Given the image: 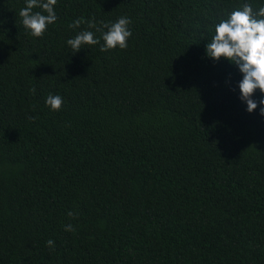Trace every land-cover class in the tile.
I'll use <instances>...</instances> for the list:
<instances>
[{
    "label": "trees",
    "instance_id": "1",
    "mask_svg": "<svg viewBox=\"0 0 264 264\" xmlns=\"http://www.w3.org/2000/svg\"><path fill=\"white\" fill-rule=\"evenodd\" d=\"M245 2L56 0L33 37L0 0V264H264V118L204 56ZM121 16L125 49L66 46Z\"/></svg>",
    "mask_w": 264,
    "mask_h": 264
},
{
    "label": "clouds",
    "instance_id": "2",
    "mask_svg": "<svg viewBox=\"0 0 264 264\" xmlns=\"http://www.w3.org/2000/svg\"><path fill=\"white\" fill-rule=\"evenodd\" d=\"M56 0H24V6L19 9L22 26L33 37L42 36L49 25L57 21ZM38 9V10H34ZM84 22L77 18L67 25L68 28H78ZM131 21L126 16L117 18L114 22L102 24L96 29L93 20L86 21L87 29L100 31L97 37L93 31L84 29L76 32L65 40L73 53L83 49L84 45H98L100 51L114 48L125 49L131 36L129 27ZM103 43H100V41ZM204 56L212 62L226 61L234 66L240 74L236 83L238 99L244 104L245 112L251 114L254 110L264 118V0L254 11L251 4L245 2L241 6L227 13L225 18L219 19L214 25V31L207 40ZM259 90V98L254 93ZM59 94H48L45 105L51 111H58L62 105ZM71 215V213H69ZM65 231H71L72 225L64 226ZM53 246L52 239L46 241Z\"/></svg>",
    "mask_w": 264,
    "mask_h": 264
}]
</instances>
